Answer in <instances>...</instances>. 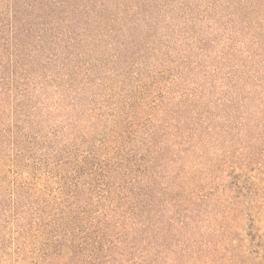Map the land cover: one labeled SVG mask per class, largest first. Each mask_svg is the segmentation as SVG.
<instances>
[{
    "label": "trees",
    "instance_id": "trees-1",
    "mask_svg": "<svg viewBox=\"0 0 264 264\" xmlns=\"http://www.w3.org/2000/svg\"><path fill=\"white\" fill-rule=\"evenodd\" d=\"M0 229V264H264V0H0Z\"/></svg>",
    "mask_w": 264,
    "mask_h": 264
},
{
    "label": "rangeland",
    "instance_id": "rangeland-1",
    "mask_svg": "<svg viewBox=\"0 0 264 264\" xmlns=\"http://www.w3.org/2000/svg\"><path fill=\"white\" fill-rule=\"evenodd\" d=\"M2 229H0V231H1ZM4 232V231H3Z\"/></svg>",
    "mask_w": 264,
    "mask_h": 264
}]
</instances>
